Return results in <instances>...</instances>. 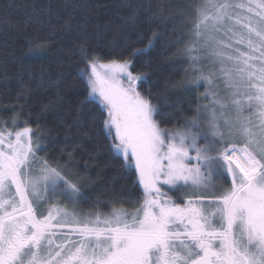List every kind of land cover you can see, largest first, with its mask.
I'll return each mask as SVG.
<instances>
[{
    "label": "snow or ice",
    "instance_id": "6c2138e0",
    "mask_svg": "<svg viewBox=\"0 0 264 264\" xmlns=\"http://www.w3.org/2000/svg\"><path fill=\"white\" fill-rule=\"evenodd\" d=\"M201 2L189 62L200 64L208 57L199 53L215 44L209 55L220 67L207 75L193 68L201 72L195 85H207L203 96L211 103L184 129L169 133L159 127V109L136 91L146 76H133L131 61L98 65L93 58L90 64L87 99L106 110L105 136L118 141L110 150L125 170L135 169L143 187L144 201L135 211L80 217L52 204L45 215L42 206L51 197L76 201L83 193L37 160L41 145L34 144L31 129L17 132L14 142L11 132L0 129V264H264V0ZM228 23L225 35L231 33L234 45L216 39ZM229 48L234 54H225ZM120 76L128 80L126 88L119 86ZM219 178H230V189L213 200L189 199L183 207L164 199L158 186L183 185L193 195H207Z\"/></svg>",
    "mask_w": 264,
    "mask_h": 264
},
{
    "label": "trees",
    "instance_id": "16d2710c",
    "mask_svg": "<svg viewBox=\"0 0 264 264\" xmlns=\"http://www.w3.org/2000/svg\"><path fill=\"white\" fill-rule=\"evenodd\" d=\"M201 6V0H0V125L16 120L32 130L41 145L37 157L83 193L77 200L83 212H133L143 202L136 171L125 170L110 150L105 110L87 99L91 61L130 60L131 70L146 76L137 90L159 109V125L184 127L211 103L203 96L207 85H195L201 72L193 68L207 75L220 67L209 55L213 44L199 53L207 59L189 62ZM222 30L216 39L234 45ZM137 49L147 50L133 57ZM227 95L221 86L220 96Z\"/></svg>",
    "mask_w": 264,
    "mask_h": 264
},
{
    "label": "rangeland",
    "instance_id": "374dc122",
    "mask_svg": "<svg viewBox=\"0 0 264 264\" xmlns=\"http://www.w3.org/2000/svg\"><path fill=\"white\" fill-rule=\"evenodd\" d=\"M236 3H240L241 0H235ZM240 15H243V13H239ZM224 27H232V25L230 23L226 24L225 26H222L220 28L219 31H221L222 33H224V31L222 30V28ZM237 32L239 31V29H235ZM217 41H219L217 39ZM215 46V44H213ZM245 52V54H249L251 55V53L249 52V50L247 51H243ZM258 55V54H256ZM125 61H130V60H123V61H110V62H107L105 64H110L112 62H117V63H124ZM258 66V65H257ZM97 71L100 73V76L101 78H104V73H105V70L104 69H101L99 67H97ZM129 71L132 73L133 76H137V74H135L131 68L129 69ZM92 75V69L90 67V71L88 73V75L86 76V81L88 83V79L89 77H91ZM119 79V86L120 87H123V88H126L129 84L128 80L126 79V77H118ZM111 83V82H109ZM89 86V84H88ZM136 91L139 92L137 90V84H136ZM89 92H90V86H89ZM142 95V94H141ZM143 96V95H142ZM144 97V96H143ZM145 99H147L146 97H144ZM96 99H99V96L97 95ZM148 100V99H147ZM150 102V101H149ZM151 103V102H150ZM152 104V103H151ZM153 105V104H152ZM154 106V105H153ZM105 110V109H104ZM229 112H231V109L228 110ZM106 112V110H105ZM107 115V113H106ZM154 119L156 120L155 116H154ZM157 121V120H156ZM158 123V121H157ZM159 124V123H158ZM207 124H208V120L206 118H202L200 120V125H201V128L205 129V131H208L207 129ZM159 127L162 129V130H167V132L169 133H172V132H175L177 130H182L186 127V125L184 127H181V128H165V127H162L161 125H159ZM30 129L29 127H19L18 125H16L15 127H13V124H5V123H2L0 125V129L3 130V132L6 134L8 132H11L13 135H12V140L14 142V139H15V134L17 132H21L23 131L24 129ZM223 131V129H221ZM113 135H114V132H113ZM225 139L226 140H231V139H234V138H230V137H227L225 136ZM33 140V139H32ZM114 143H118V141H112V144ZM204 141L201 140L200 141V144L203 145ZM238 143V142H237ZM237 147H241L239 145L236 144ZM216 149L217 150H222L224 147H231V143L229 144H217L216 146ZM192 155H195V153H191ZM213 155L216 154V152H213L212 153ZM36 158L38 161H40V159L37 157V152H36ZM194 163V162H193ZM33 167L35 169H37V171L39 170L40 168V164L37 163V164H34ZM134 169V168H133ZM135 170V169H134ZM137 174V181H138V173L136 172ZM71 183V182H70ZM213 184L215 185V189H209L208 190V194L207 195H201V194H196V195H193L192 193V189L190 187H185L183 185H180L178 187H175V188H169L167 185H158L161 189V192L165 193V196L163 197L164 199H169L171 198L170 195H174L175 192L178 193L183 199H185V201L189 200V199H203L205 201H208V200H213V199H216L217 197H219L220 195L223 194V192L227 191L228 189H230L231 187V179L228 178V179H224V178H219V179H215L213 180ZM141 189H142V192H143V187L142 185H140ZM170 194V195H169ZM55 198V202L54 204H57L60 208L62 209H67V211L69 213H72V212H75L76 215L80 216V217H85V216H88V215H95V214H91L90 211L86 210V212H83L80 207H79V204L76 201H69L66 197L62 196V195H56V196H53ZM52 198V197H51ZM143 201H144V194H143ZM143 203V202H142ZM43 207V206H42ZM100 214V213H98ZM106 215V214H104ZM60 242V241H58Z\"/></svg>",
    "mask_w": 264,
    "mask_h": 264
},
{
    "label": "flooded vegetation",
    "instance_id": "af4514ba",
    "mask_svg": "<svg viewBox=\"0 0 264 264\" xmlns=\"http://www.w3.org/2000/svg\"><path fill=\"white\" fill-rule=\"evenodd\" d=\"M169 195H170V194H169ZM170 197H171V198H169V199L172 200V201H174L175 204L178 205V206H180V207H183L184 204H185V202H186L185 199H183V198H182L178 193H176V192H175L174 195H170ZM54 202H55V198L52 197V198L50 199L49 203L43 205V209L45 210V211H44V214H45V215H47V211H46V210H47L52 204H54ZM57 243H59V242L57 241Z\"/></svg>",
    "mask_w": 264,
    "mask_h": 264
}]
</instances>
